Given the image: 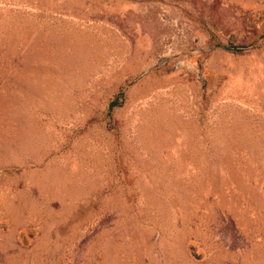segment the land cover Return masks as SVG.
Masks as SVG:
<instances>
[{"label": "rangeland", "instance_id": "rangeland-1", "mask_svg": "<svg viewBox=\"0 0 264 264\" xmlns=\"http://www.w3.org/2000/svg\"><path fill=\"white\" fill-rule=\"evenodd\" d=\"M0 264H264V0H0Z\"/></svg>", "mask_w": 264, "mask_h": 264}]
</instances>
